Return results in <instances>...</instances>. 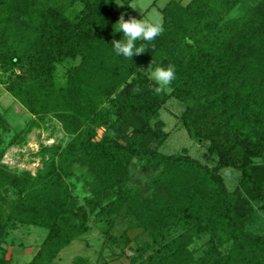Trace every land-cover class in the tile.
<instances>
[{
    "label": "trees",
    "instance_id": "trees-1",
    "mask_svg": "<svg viewBox=\"0 0 264 264\" xmlns=\"http://www.w3.org/2000/svg\"><path fill=\"white\" fill-rule=\"evenodd\" d=\"M132 3L0 0V84L27 113L28 129L53 115L68 137L42 148L38 175L10 171L2 160L27 134L11 136L0 115V244L9 223L44 230L28 264H54L95 217L111 248H133L130 231L152 239L132 264H264V236L251 227L264 218V179L252 165L264 154V0H173L161 11L162 34L137 41L149 49L129 59L115 54L112 40L123 38L116 23ZM151 63L175 65L170 92L152 91ZM172 98L186 107L190 136L212 142L217 169L159 151L168 135L156 119ZM226 168L242 175L233 192L219 175ZM184 215L197 234H209L207 250L195 258L189 231L150 249ZM120 221L128 227L117 237Z\"/></svg>",
    "mask_w": 264,
    "mask_h": 264
},
{
    "label": "rangeland",
    "instance_id": "rangeland-1",
    "mask_svg": "<svg viewBox=\"0 0 264 264\" xmlns=\"http://www.w3.org/2000/svg\"><path fill=\"white\" fill-rule=\"evenodd\" d=\"M173 0H133V10L124 15L127 20L129 17L137 19L146 18L154 15L163 22L162 10ZM182 1L187 5L191 0ZM260 0H255L259 3ZM250 4V3H249ZM255 6V5H253ZM149 67V66H148ZM61 70V69H60ZM148 72L150 69H148ZM1 72V71H0ZM1 75V74H0ZM64 76L63 70L59 71V78ZM170 92V91H169ZM186 112V107L177 99H170L162 108L156 121L164 123V133L168 135L166 142L160 147L159 151L166 156L186 155L198 161L204 167L215 170L219 165V155L212 154L210 140H194L182 122V117ZM0 115H4L11 127V136L19 135L21 131L26 132V138L20 145H14L7 150L2 164L8 167L10 171H29L33 176L38 175L44 169L39 153L43 147H52L53 145H65L68 137L62 130V126L55 116L50 115L45 121H38V125L31 129L27 128V113L20 104L10 95L0 84ZM37 120V119H35ZM210 128L208 131H211ZM103 133V131H101ZM111 135L114 133L110 132ZM218 142L217 137L215 138ZM220 145H226L218 142ZM253 167L260 170L259 178L264 179V154L260 158L252 159ZM140 174V171H136ZM219 175L224 180L229 191L233 192L242 185V175L240 171L233 168L220 169ZM84 192H88L87 186H84ZM5 196H7L4 193ZM11 200L16 198L14 193L8 195ZM83 199V198H82ZM80 203H84L83 200ZM259 206L256 208L258 209ZM261 216H264L263 214ZM195 221L182 216L176 227L172 229L170 235L164 237L161 242L155 243L150 249L158 250L165 247L177 236L189 231L194 237L191 250L195 253V258H199L201 251H206L209 245L210 237L208 235H199L193 228ZM90 232L84 237L74 241L71 246L66 248L54 264H75L78 257L86 259L87 264H132L131 258L138 257V250L148 247L154 243L152 239L142 237L140 231L128 232L129 237L134 240L133 248H126L121 241L119 246L115 242L111 248V240L104 236L106 225L99 223L95 217L89 220ZM8 235L0 244V260L8 264H28L37 254L38 248L43 244L47 232L36 229L33 226L23 224L9 223ZM128 223L120 221L112 229L115 236H120L127 231ZM251 227L257 230V235L264 236V218L258 217ZM153 253V252H152Z\"/></svg>",
    "mask_w": 264,
    "mask_h": 264
},
{
    "label": "clouds",
    "instance_id": "clouds-1",
    "mask_svg": "<svg viewBox=\"0 0 264 264\" xmlns=\"http://www.w3.org/2000/svg\"><path fill=\"white\" fill-rule=\"evenodd\" d=\"M131 7V6H130ZM116 31L123 33V38L120 40H112L114 52L117 56L132 59L134 55H141L148 50V43L155 40L163 32L162 21L154 15H149L146 18L137 19L129 17L127 20L124 14H121L116 23ZM137 41L141 43L137 46ZM148 67L150 69L148 78L152 81V91L156 94H161L171 89L173 81L176 79L175 65L169 64L167 67L156 66ZM139 87H135L133 92H139Z\"/></svg>",
    "mask_w": 264,
    "mask_h": 264
}]
</instances>
